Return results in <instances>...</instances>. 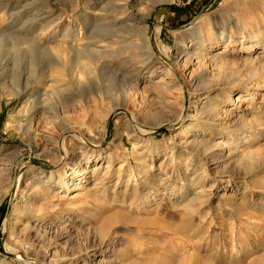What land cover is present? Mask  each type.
<instances>
[{
	"label": "rangeland",
	"instance_id": "374dc122",
	"mask_svg": "<svg viewBox=\"0 0 264 264\" xmlns=\"http://www.w3.org/2000/svg\"><path fill=\"white\" fill-rule=\"evenodd\" d=\"M85 22L98 60L72 64ZM42 101L90 140L65 144L69 192L45 174L63 162ZM6 245L31 264H264V0H0V260L21 264Z\"/></svg>",
	"mask_w": 264,
	"mask_h": 264
},
{
	"label": "bare ground",
	"instance_id": "6f19581e",
	"mask_svg": "<svg viewBox=\"0 0 264 264\" xmlns=\"http://www.w3.org/2000/svg\"><path fill=\"white\" fill-rule=\"evenodd\" d=\"M167 1H170V0H167ZM211 21H213V19H210V22ZM219 21L221 22V25L219 26L220 27V29H219L220 33L218 35L217 40L218 41H221L222 38H223L224 33L227 30L230 29V26H228V23H227L228 22V19H226L225 21H221V19H219ZM87 24L88 23H86V22L84 24L79 23V25L77 27V31H75L74 35L71 38L72 41L70 42V45L67 46L66 50L65 49L62 50L64 52L70 54V58L69 59L71 60L72 64H75L76 63V60L78 58L86 59V60H88V62L90 64H92V63L95 62L94 61L95 60L94 58H96L95 56H97V55H96V53L93 50L88 49V46H84L82 44L81 45L80 44L79 45L76 44L77 43L76 41H79V42H83V41L84 42L85 41L90 42V41H92L93 39L96 38V36L94 35V32H92V31L91 32L90 31L89 32L86 31V33H87L86 37L85 38L82 37V34H83V33H81L82 32V29L83 28L85 29V27L87 26ZM242 31H243V29H237L236 30V33L237 34H239V33L241 34ZM242 33H244V32H242ZM52 36L55 37L56 34H53ZM64 36L65 35L63 34L62 37L65 39ZM99 37H101V36H99ZM34 40L33 41L31 40V41H28V42H26V40H25V42H26L25 45L27 44L28 45V48L30 50H32V51H34L35 49L38 50V47H40V45H38V41H34ZM73 40H75V42ZM97 40H98V36H97ZM86 45H87V43H86ZM228 46L229 45H227L226 47H228ZM40 50L41 49H39V51ZM194 52H195L194 55H197L199 53V50L196 49ZM45 54H46V56L47 55L50 56V59H49L50 62L55 63V62H58L59 61V60H57L55 58V55H53L49 51H45L44 49L42 51H40V55H44L45 56ZM96 59L98 60V57ZM96 70L103 71L105 74H107V72L105 71V68L104 67H101L100 65L98 66V69H96ZM49 103L46 102V101L43 102V108L41 109L42 110L41 115L42 116L44 115V117L47 116L48 117V120L51 123V125H53L58 130L59 136H58V139L53 142V145H54L56 151L58 152V155H59V157L61 159V162H63V163H62V167L59 170L54 171V172L53 171L51 172V170H48V171H46L45 174L48 177H50L52 174H54L57 177V179L59 180V184L58 185L60 186V189H61L60 192H69V190H70L69 187L71 186V183L73 182V180H75L77 178V176H72L71 173H69L72 170L69 166H70V163L72 162L73 153L68 152V150L65 149V144L66 143L68 144L67 141L69 140V138H71V139H76L78 142H80V144L87 146V145L90 144L89 143L90 140L87 139V138H84L81 135H78L77 133L71 132L70 129L68 128L67 124L64 122L63 118L60 116V114L58 112V108L55 107V106H52V105L49 106ZM122 103L123 104L125 103V99L124 98H123ZM118 111L124 112V114L127 116V114L124 111V108H122V109L121 108L120 109L119 108H115L111 113H108V115L116 114ZM35 112L36 111L34 110L33 103L29 104L28 107H27V110L25 111V116H26L27 124L28 125L29 124L31 125L32 118H33ZM179 117H180V115L177 117L175 123H178L179 122ZM126 120L132 126L136 123L135 120L133 119V117L131 115H128ZM28 129H31V128L29 127ZM28 134H32V133L29 132ZM72 134H74V135L72 136ZM102 137H103V132L102 131H99L97 142L94 143L92 146H90V147L94 148V150L92 152H96L95 149L98 148L99 143L102 141L101 140ZM221 146L223 147V145H221V144H216V145L215 144H211L208 147V150L210 151V153H213V154L216 153V155L213 156V157H217V159L218 158L220 159V158H222V154L219 151V147H221ZM92 152H91V154H94ZM67 160L69 161V163H66ZM32 181L33 182H36L37 185L38 184L43 185L42 182H41V180L39 178L38 179L36 178L35 181L33 179ZM17 182H18V179H17ZM14 193H16V187L14 189ZM43 230L44 231H43L42 236H44V235L46 236L47 234L48 235L49 234H53V235L55 234L56 236L58 235V234H56L57 232H55L54 230H52L50 228L43 229ZM31 231H33L32 230V227L29 226L28 224H26L19 233L22 234V235H25V234H27V233H29ZM36 234L38 235V233H36ZM40 236H38V237L35 238V241H37L36 242V245L41 244V241H42L41 240V237L42 236L41 237ZM6 248H7V251L8 252L13 253L14 259L17 260L18 262H20L21 264H31L30 261H27L22 256H20L19 253H17L18 251H15L14 249L8 248L7 245H6ZM6 263H7V261L0 260V264H6Z\"/></svg>",
	"mask_w": 264,
	"mask_h": 264
}]
</instances>
